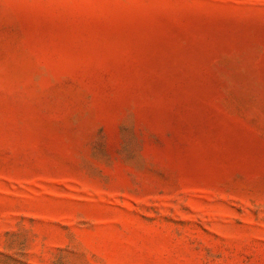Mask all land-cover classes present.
Segmentation results:
<instances>
[{"label": "rangeland", "instance_id": "obj_1", "mask_svg": "<svg viewBox=\"0 0 264 264\" xmlns=\"http://www.w3.org/2000/svg\"><path fill=\"white\" fill-rule=\"evenodd\" d=\"M0 264H264V0H0Z\"/></svg>", "mask_w": 264, "mask_h": 264}]
</instances>
